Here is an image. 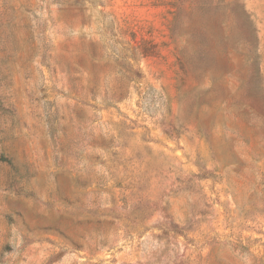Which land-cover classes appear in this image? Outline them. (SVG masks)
<instances>
[{
  "label": "rangeland",
  "instance_id": "1",
  "mask_svg": "<svg viewBox=\"0 0 264 264\" xmlns=\"http://www.w3.org/2000/svg\"><path fill=\"white\" fill-rule=\"evenodd\" d=\"M0 264H264V0H0Z\"/></svg>",
  "mask_w": 264,
  "mask_h": 264
},
{
  "label": "trees",
  "instance_id": "2",
  "mask_svg": "<svg viewBox=\"0 0 264 264\" xmlns=\"http://www.w3.org/2000/svg\"><path fill=\"white\" fill-rule=\"evenodd\" d=\"M5 158H3V160H4Z\"/></svg>",
  "mask_w": 264,
  "mask_h": 264
}]
</instances>
